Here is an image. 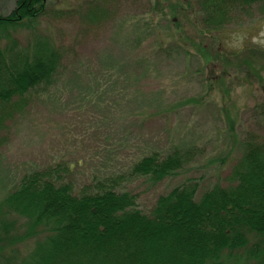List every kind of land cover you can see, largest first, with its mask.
<instances>
[{
  "label": "rangeland",
  "instance_id": "obj_1",
  "mask_svg": "<svg viewBox=\"0 0 264 264\" xmlns=\"http://www.w3.org/2000/svg\"><path fill=\"white\" fill-rule=\"evenodd\" d=\"M157 2L48 1L36 32L59 46L65 66L55 84L0 131V200L34 167L93 155V162L100 164L111 140L129 135L141 142L122 146L129 154L195 151L189 172L147 190L146 185L131 183L140 192L141 209L187 178L197 180L199 194L217 184L234 183L231 173L247 141L264 133V71L250 75L243 59L240 65L233 59L225 82L217 83L210 79L214 75L208 73L207 62L216 53L223 58L240 53L248 43L263 52L257 62L264 66V14L254 5L223 32L201 34L194 18L172 19L169 9ZM14 4L0 0V16L8 15ZM95 8L99 11L92 21L88 15ZM10 32L0 30V36ZM12 34L25 44L32 33L22 27ZM6 42L2 39L1 46ZM187 43L204 46L203 51ZM138 113H143L141 118L146 114L143 123L133 118ZM121 125L129 135L116 132ZM96 169H82L76 178L83 180Z\"/></svg>",
  "mask_w": 264,
  "mask_h": 264
},
{
  "label": "trees",
  "instance_id": "obj_2",
  "mask_svg": "<svg viewBox=\"0 0 264 264\" xmlns=\"http://www.w3.org/2000/svg\"><path fill=\"white\" fill-rule=\"evenodd\" d=\"M48 1L15 0L12 11L0 16V30H11L0 36V131L52 87L65 66L59 46L36 32ZM157 3L169 9L172 19L194 18L200 33L210 35L223 32L254 5L264 14V0ZM98 11L92 10L88 18L93 21ZM22 27L32 33L25 44L12 34ZM2 39L8 40L4 46ZM246 45L234 55L210 56V79L225 82L233 59L238 65L243 59L250 75L264 71L258 65L263 52ZM197 48L203 51L204 46ZM140 114L132 116L146 120ZM116 132L127 133L122 125ZM133 141L141 143L136 135L112 139L100 164L93 162V155L88 160H56L24 173L0 200V264H264V133L247 141L231 173L232 185L216 183L199 194L197 180L187 178L155 197L147 209L138 206L140 192L131 183L147 190L189 172L195 151L126 153L122 146ZM90 166L97 168L92 175L76 178Z\"/></svg>",
  "mask_w": 264,
  "mask_h": 264
}]
</instances>
